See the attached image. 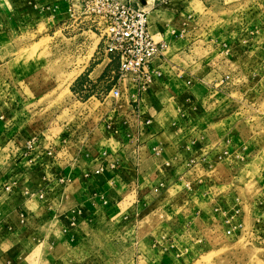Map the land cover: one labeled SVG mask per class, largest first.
<instances>
[{
    "label": "rangeland",
    "instance_id": "rangeland-1",
    "mask_svg": "<svg viewBox=\"0 0 264 264\" xmlns=\"http://www.w3.org/2000/svg\"><path fill=\"white\" fill-rule=\"evenodd\" d=\"M15 1L0 2V115H9L7 124L12 121L17 131L11 139L0 135V166L14 157L17 167L7 172L29 177L38 167L26 158L18 165L25 150L9 151L13 146L37 136L45 146L83 138L85 125H99L111 90L123 86L128 99L130 81L104 52L93 23L72 11V0L59 10L38 11L33 21L23 19L31 11ZM210 2L175 5L182 18L164 55L203 63L197 73L209 86L196 93L201 104L190 91L197 81L168 91L166 117L177 131L167 141L183 148L169 158L184 166L174 172V182L157 183L163 190L156 192L151 213L140 216L139 264H264V0ZM226 75L230 81L221 83ZM110 137L100 145L102 156L121 144ZM126 198L111 218L96 215L78 231L86 233L79 250L86 264H133L138 216L131 193ZM235 208L240 215L230 236L226 219Z\"/></svg>",
    "mask_w": 264,
    "mask_h": 264
},
{
    "label": "crops",
    "instance_id": "crops-1",
    "mask_svg": "<svg viewBox=\"0 0 264 264\" xmlns=\"http://www.w3.org/2000/svg\"><path fill=\"white\" fill-rule=\"evenodd\" d=\"M2 1L12 5L17 2L0 0ZM124 1L148 12L150 33L158 41L168 42V38L172 40L182 18L180 10L175 6L178 0L165 3L163 0ZM201 2L205 6L212 3L210 0ZM64 5L67 6L65 0H19L18 3L19 7L31 11L26 12L29 15L22 13L21 16L26 21H33L38 11L55 6L59 10ZM4 27L8 28L7 23H4ZM178 57L185 56L181 52ZM164 59L165 64L160 67L163 71L161 78L153 80L145 90L129 82L128 99H123L117 109H113L112 100L106 103L107 111L101 113L99 125L91 122L83 127V138H70L66 142L69 153L65 156L58 155L52 161L46 157L40 158L37 164L32 165L38 169L29 177L22 172H15V175L7 172L8 169L12 171L17 167L14 165L16 162H13L14 157L3 167L0 166V264H86L83 256L79 254L80 247L85 243L86 233L80 235L78 231L86 230L96 215L111 218L118 212V206L127 199L129 193L134 199L133 212L135 209L138 216L137 221L135 219L137 237L132 242V250L135 251L132 253L133 264L141 263L143 255L140 251V216L147 211L151 213L154 198L157 197L156 192L163 190L157 183L174 182V172L184 166L182 162L178 163L169 158L175 149L183 148L175 147L172 142L167 141V135L177 131L176 127L169 124L170 118L168 120L166 117L168 103L172 100L168 91L179 84L184 86L185 81H197L199 84L191 83L195 85L190 91L194 95L193 99L201 104L204 98L197 97L196 93L204 90L206 93L209 86V83L203 82L206 81V76L197 73L206 68L203 63L179 62L166 56ZM159 62H154L151 69L155 70ZM117 88L124 89L123 86ZM173 98L175 101L182 99L175 96ZM184 99L186 100V96ZM3 117L6 121L0 120V135L11 139L17 131L12 121L7 124L9 115ZM146 119H150L151 124L141 131L139 127ZM110 136L119 137L121 144L114 153L107 152L102 156L100 145L103 141L109 142ZM26 140L23 138L18 146H13L9 151H26ZM54 147L59 152L62 143ZM1 149L3 143L0 141ZM22 155L20 153L19 157L22 159L18 165L25 159ZM93 158L106 163L116 162L118 168L95 175L101 162L93 165ZM72 160L76 162L72 164ZM12 165L14 166L11 167ZM186 171L185 169L182 174ZM60 174L68 176L70 182L60 184L56 181L55 177ZM28 191L43 194V198H39L38 194L31 195ZM60 217L62 222L56 221ZM37 249L38 252L34 255Z\"/></svg>",
    "mask_w": 264,
    "mask_h": 264
},
{
    "label": "built area",
    "instance_id": "built-area-1",
    "mask_svg": "<svg viewBox=\"0 0 264 264\" xmlns=\"http://www.w3.org/2000/svg\"><path fill=\"white\" fill-rule=\"evenodd\" d=\"M72 11H78L80 16H84L87 21L93 23L96 31L100 33L104 52L113 55L119 62V71L122 78L130 81L131 84L145 90L151 82L163 76L161 66L165 64V50L168 43L165 40H156L149 30L148 12L145 9L132 6L124 0H72ZM170 0H163L169 2ZM159 60V66L155 70L151 65L155 60ZM230 75L223 77L221 83L229 82ZM189 84L191 81L188 82ZM110 95L112 96L113 109H117L119 103L123 101V90L114 88ZM4 117L2 116L1 119ZM151 124L150 119L144 120L139 129L144 131ZM39 137L29 138L25 142L26 151L23 157L26 158L30 165H35L40 158L46 157L52 161L57 159L62 151L69 153L66 142L62 144L59 152L55 150V145L45 146L39 141ZM227 155V152H225ZM72 164L76 160L71 161ZM118 163L101 162L95 175H101L106 170L116 169ZM55 180L60 184H67L70 178L64 175H58ZM31 195L34 192L28 191ZM38 194V192H35ZM43 198V194L39 195ZM240 215V210L235 208L232 215L226 219L229 229L227 234L232 236L235 232L233 221ZM25 218V216H22Z\"/></svg>",
    "mask_w": 264,
    "mask_h": 264
}]
</instances>
